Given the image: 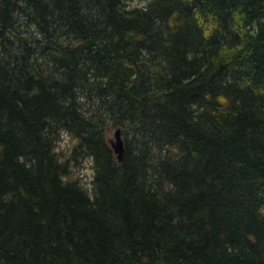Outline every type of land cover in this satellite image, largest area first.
Masks as SVG:
<instances>
[{"label": "trees", "instance_id": "16d2710c", "mask_svg": "<svg viewBox=\"0 0 264 264\" xmlns=\"http://www.w3.org/2000/svg\"><path fill=\"white\" fill-rule=\"evenodd\" d=\"M127 1L0 0V264H264V0Z\"/></svg>", "mask_w": 264, "mask_h": 264}, {"label": "rangeland", "instance_id": "374dc122", "mask_svg": "<svg viewBox=\"0 0 264 264\" xmlns=\"http://www.w3.org/2000/svg\"><path fill=\"white\" fill-rule=\"evenodd\" d=\"M150 0H128L127 4L130 7H143ZM110 140H114V132H112L110 136ZM109 140V141H110ZM76 145V142L66 133H62L59 136L58 143L56 145L59 157L62 161L68 160L71 156L72 149ZM81 162L80 167L74 168L72 172V177L78 179L79 182L84 184V187L89 189L90 192V181L92 179L93 171H92V162L87 158L80 159Z\"/></svg>", "mask_w": 264, "mask_h": 264}, {"label": "water", "instance_id": "95a60500", "mask_svg": "<svg viewBox=\"0 0 264 264\" xmlns=\"http://www.w3.org/2000/svg\"><path fill=\"white\" fill-rule=\"evenodd\" d=\"M109 144H110V147L113 150L114 154L116 155L117 160L121 161L123 148H122V141L120 139V131L119 130H116L114 132V140H110Z\"/></svg>", "mask_w": 264, "mask_h": 264}]
</instances>
